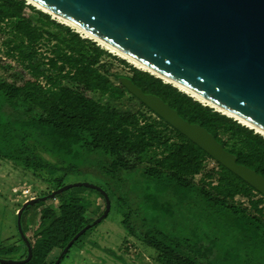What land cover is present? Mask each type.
I'll return each instance as SVG.
<instances>
[{
  "label": "trees",
  "instance_id": "1",
  "mask_svg": "<svg viewBox=\"0 0 264 264\" xmlns=\"http://www.w3.org/2000/svg\"><path fill=\"white\" fill-rule=\"evenodd\" d=\"M1 41L0 161L52 187L37 205L45 208L33 243L26 237L33 254L27 264H46L53 251L59 256L103 215L107 201L111 211V196L98 186L103 211L95 220L83 203L89 189L48 199L71 177L89 174L101 176L120 226L156 254L157 264H223L219 257L238 264L242 256L264 264V198L140 102L143 111H125L126 96L135 98L118 79L128 78L145 95L162 100L183 121L212 135L238 165L264 177L260 135L134 69L25 1L0 0ZM105 60L118 62L129 75L110 73ZM31 209L22 213L21 224ZM220 219L236 232L228 246L199 233L208 225L218 230ZM99 225L72 248L80 250Z\"/></svg>",
  "mask_w": 264,
  "mask_h": 264
},
{
  "label": "water",
  "instance_id": "2",
  "mask_svg": "<svg viewBox=\"0 0 264 264\" xmlns=\"http://www.w3.org/2000/svg\"><path fill=\"white\" fill-rule=\"evenodd\" d=\"M21 1L38 10L28 1L32 2L47 11L38 10L51 20L54 21L52 14L73 26L74 29L58 22L82 39L94 40L122 55L170 83L142 72L192 99V95L201 99L203 102L194 100L264 139V0ZM118 84L264 198V177L238 165L236 158L206 130L183 121L162 100L145 95L128 78H119ZM78 187L102 193L97 186L80 182L51 193L48 199ZM43 200L28 201L17 213L19 236L27 248L26 259L13 263L0 261V264H27L32 259L31 246L21 229V215ZM109 212L107 201L103 215L80 231L54 264H61L74 243L104 221Z\"/></svg>",
  "mask_w": 264,
  "mask_h": 264
},
{
  "label": "rangeland",
  "instance_id": "3",
  "mask_svg": "<svg viewBox=\"0 0 264 264\" xmlns=\"http://www.w3.org/2000/svg\"><path fill=\"white\" fill-rule=\"evenodd\" d=\"M2 43L1 41L0 45ZM116 58L119 59L118 57ZM103 63H106L105 65L110 73H116L120 75V77L128 76L130 73L129 70L118 64V62L105 60ZM0 78H5L1 70ZM124 110L136 114L144 109H142L140 103L136 99L126 96ZM100 180L102 179L99 174H89L81 178L71 177L65 182L66 185L84 182L101 187L111 196L110 199L113 203L107 218L84 239L79 251L77 247L69 251L62 264L69 263L71 258L73 259L72 263H74L73 255L75 253L79 254L82 264H157L156 254H154L152 250L146 248L141 242L129 238L127 233L122 229L120 226V218L115 210V200ZM26 189L30 190L31 196L34 197L33 199L45 198L46 195L52 191L51 186L33 178L28 173L16 169L9 162L0 161V261L13 263L19 261L20 258L25 255L26 247L19 236L17 213L22 209L24 203L31 201L26 199L28 197H22L21 192ZM70 193L71 191H69L68 194ZM83 203L87 209L89 218L92 220H95L96 217L101 214V211H103V201L99 194L93 190L86 192ZM43 208L44 205L34 206L32 209L30 208L31 211L25 212L21 224L23 233L32 243L34 240L33 235L38 230V213ZM132 208L136 209L135 206H132ZM140 218H145V216L141 214ZM139 225L140 224L137 223V228H139ZM199 233L201 236L203 234L207 235L209 240L215 238L218 240V244H225L226 246L230 245L236 237L235 229L229 225V222L223 219H220L218 222V230L215 228L212 229V227L208 225L205 228H200ZM209 240L206 241V244L210 243ZM57 253L58 251H53L48 260L45 261L46 264L55 263V259L59 257ZM119 258L121 260H119ZM219 258L223 259L222 257ZM220 259L218 261L224 264V261ZM232 264L236 263L232 262ZM238 264L258 263L242 256Z\"/></svg>",
  "mask_w": 264,
  "mask_h": 264
},
{
  "label": "bare ground",
  "instance_id": "4",
  "mask_svg": "<svg viewBox=\"0 0 264 264\" xmlns=\"http://www.w3.org/2000/svg\"><path fill=\"white\" fill-rule=\"evenodd\" d=\"M28 2L30 3V5L35 6L38 10H40V11H44V12H47V11L43 10L42 8L38 7L37 5L33 4L32 2H30V1H28ZM51 16L53 17V19H54L55 21H57V22H59V23H61V24H64V25H66V26H69V27H71L72 29H74L73 26H71L70 24L66 23L65 21L59 19L58 17H56V16H54V15H52V14H51ZM82 35H83L82 37H85V38H88V39H92V38H90L89 36H87L86 34H82ZM92 40H93V39H92ZM93 41H94V40H93ZM96 43H98V42H96ZM98 45H99V47H101L103 50H106L107 52H110V54H112V55L118 57L119 59H122V60L128 62L132 67H135L136 69H139L140 71L149 72V73H151V74H153V75L159 77L158 75H156V74L150 72L149 70H147V69L141 67L140 65H138V64H136V63H134V62H132L131 60H129V59L123 57L122 55H120V54H118V53H116V52H114V51H112V50L106 48L105 46L101 45L100 43H98ZM159 78H161V77H159ZM161 79L164 80L165 83H167V82L170 83L169 81H167V80H165V79H163V78H161ZM175 87H178V86L175 85ZM179 88H180V87H179ZM180 89H181V91H183V92H185V93H188V92L185 91L184 89H182V88H180ZM188 95H190V93H188ZM192 97H193L195 100H198L199 102H203L201 99H199V98H197V97H195V96H193V95H192ZM204 103H205V102H204Z\"/></svg>",
  "mask_w": 264,
  "mask_h": 264
},
{
  "label": "built area",
  "instance_id": "5",
  "mask_svg": "<svg viewBox=\"0 0 264 264\" xmlns=\"http://www.w3.org/2000/svg\"><path fill=\"white\" fill-rule=\"evenodd\" d=\"M0 51H1V54H0V57L3 59V60H5V56H4V54H3V50L2 49H0ZM21 194H22V197L24 198V197H28V198H26V199H29V200H33V196H31V193H30V190L29 189H26V190H24V191H22L21 192Z\"/></svg>",
  "mask_w": 264,
  "mask_h": 264
},
{
  "label": "crops",
  "instance_id": "6",
  "mask_svg": "<svg viewBox=\"0 0 264 264\" xmlns=\"http://www.w3.org/2000/svg\"><path fill=\"white\" fill-rule=\"evenodd\" d=\"M31 211V210H30ZM18 212V211H17ZM25 235V234H24ZM25 237H26V235H25ZM27 240H30V239H28L27 238ZM31 241V240H30ZM32 243V242H31ZM26 247V246H25ZM24 247V248H25ZM79 251V250H78ZM25 252H26V248H25ZM80 253V252H79ZM23 254V253H22ZM22 258V257H21ZM73 258H74V263H72V261H73V259L71 258V261L69 262V263H67V264H82V261L80 262V256H79V254H77V253H75L74 255H73ZM47 261V260H46Z\"/></svg>",
  "mask_w": 264,
  "mask_h": 264
},
{
  "label": "flooded vegetation",
  "instance_id": "7",
  "mask_svg": "<svg viewBox=\"0 0 264 264\" xmlns=\"http://www.w3.org/2000/svg\"><path fill=\"white\" fill-rule=\"evenodd\" d=\"M36 206H37V205H36ZM33 207H34V206H33ZM44 208H45V207H44ZM44 208H43V209H44ZM41 210H42V209H41ZM26 249H27V248H26ZM24 256H25V255H24ZM24 256H23V257H24ZM23 257H22V258H23ZM24 258H25V257H24ZM25 259H26V258H25ZM25 259H24V260H25ZM19 261H20V260H19ZM22 261H23V260H22ZM17 262H18V261H17ZM55 262H56V261H55ZM61 264H62V263H61Z\"/></svg>",
  "mask_w": 264,
  "mask_h": 264
}]
</instances>
